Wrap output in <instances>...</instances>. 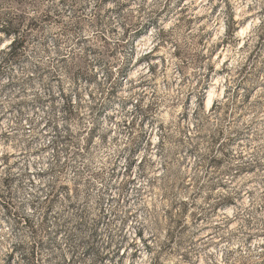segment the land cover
<instances>
[{
	"label": "rangeland",
	"instance_id": "obj_1",
	"mask_svg": "<svg viewBox=\"0 0 264 264\" xmlns=\"http://www.w3.org/2000/svg\"><path fill=\"white\" fill-rule=\"evenodd\" d=\"M4 24L0 264H264V0H0Z\"/></svg>",
	"mask_w": 264,
	"mask_h": 264
},
{
	"label": "trees",
	"instance_id": "obj_2",
	"mask_svg": "<svg viewBox=\"0 0 264 264\" xmlns=\"http://www.w3.org/2000/svg\"><path fill=\"white\" fill-rule=\"evenodd\" d=\"M0 32L3 33L5 37H10V36L13 37V41L10 44L12 49L21 46L20 44H18L19 32H20V28L18 26H13L11 24H4L0 26Z\"/></svg>",
	"mask_w": 264,
	"mask_h": 264
},
{
	"label": "bare ground",
	"instance_id": "obj_3",
	"mask_svg": "<svg viewBox=\"0 0 264 264\" xmlns=\"http://www.w3.org/2000/svg\"><path fill=\"white\" fill-rule=\"evenodd\" d=\"M212 101H213V96L211 93H209L206 101V107H209L212 104Z\"/></svg>",
	"mask_w": 264,
	"mask_h": 264
}]
</instances>
